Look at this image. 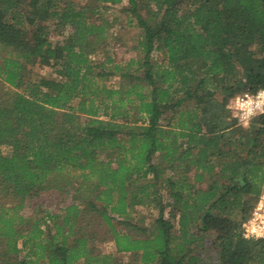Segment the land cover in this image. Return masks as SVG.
Listing matches in <instances>:
<instances>
[{
	"label": "trees",
	"instance_id": "16d2710c",
	"mask_svg": "<svg viewBox=\"0 0 264 264\" xmlns=\"http://www.w3.org/2000/svg\"><path fill=\"white\" fill-rule=\"evenodd\" d=\"M124 2L141 75L112 89L118 66L93 61L109 22L93 17ZM34 61L56 79L25 80ZM235 87L264 89V0H0V264H264V240L240 234L264 177V115L237 125L216 96ZM150 202L156 219L131 223ZM87 213L113 254L89 247Z\"/></svg>",
	"mask_w": 264,
	"mask_h": 264
},
{
	"label": "rangeland",
	"instance_id": "374dc122",
	"mask_svg": "<svg viewBox=\"0 0 264 264\" xmlns=\"http://www.w3.org/2000/svg\"><path fill=\"white\" fill-rule=\"evenodd\" d=\"M87 0H79V2L85 4ZM141 3H146L148 0H139ZM101 9H98V14L94 15L93 21L97 19H105L109 22V27L105 32V40L102 42V46H100L99 50L94 56L93 61L104 62L106 59L110 58L111 63H103V69L110 71V68L113 65L118 66V71L115 72L113 76H111L107 80V86L112 89H117L120 84L121 78L119 75L121 73H129L136 76H140V61H141V51L139 48V43L142 40V30L127 24V15L122 13V8H126L127 4L124 2L122 6H103L100 5ZM103 7H107L106 9ZM93 8V7H91ZM146 12H142L143 14ZM67 31H64L61 35H56L55 33H51V42L55 44H59L64 38L67 37ZM258 56H256L257 59ZM162 60V57L154 52L152 54V61L155 63H159ZM99 70V69H98ZM97 70V71H98ZM23 76L25 80L29 81H38L39 79L50 80L56 79L55 70L49 68L39 67L37 62L27 64L24 67ZM238 87V83L236 84ZM234 88L232 92H222L221 89L217 90L216 96L219 99H224L226 104L229 99L233 97V95L237 94L240 91V88ZM78 103V100H74L72 102V106L75 107ZM193 107V104L190 103L187 106H184V110H190ZM183 109V108H182ZM82 120L84 117L81 118ZM119 121V120H118ZM168 121L164 122L166 125ZM2 152L4 149L1 150ZM151 179V177L149 178ZM161 191L163 187L158 186ZM161 193L166 194L165 190H162ZM70 194H72L70 192ZM162 194L163 202L165 199V195ZM51 201V200H50ZM51 205V202L48 203ZM165 205V204H164ZM97 206H100L97 203ZM232 211V212H231ZM53 213H58V210L55 208L52 210ZM231 212L230 214H228ZM158 209L153 202H150L148 206L136 207L134 211L130 214L129 221L133 224H137L140 226H146L151 224L157 217ZM227 213V217L229 220L237 221L239 219L240 209L229 210ZM84 220L87 224L91 223L86 230V237L89 239V247L94 250V253H104V254H113L115 251V247L113 241L111 239V235L109 233V229L99 219L97 214L87 213L84 215ZM175 231H177V222H175ZM121 231H124L123 227L120 228ZM177 234V233H176ZM215 235L213 233L207 234L204 236V240L202 241V248L204 249V253H207L206 244L208 241L215 242ZM19 242V246H20ZM21 248V247H20ZM215 249L208 248V253L213 255ZM24 251H22L21 255H24ZM122 262H134L135 258L132 254H126L120 256Z\"/></svg>",
	"mask_w": 264,
	"mask_h": 264
},
{
	"label": "built area",
	"instance_id": "2783aa9c",
	"mask_svg": "<svg viewBox=\"0 0 264 264\" xmlns=\"http://www.w3.org/2000/svg\"><path fill=\"white\" fill-rule=\"evenodd\" d=\"M260 90L264 89H259L255 92H243L236 95L228 102L227 109L230 116L236 120L237 125L241 127H247L252 120L261 115H264V111H260L255 107L256 96ZM237 98H240L244 102H246L248 98L253 99V104L251 105V107L253 108L254 114L248 118L246 126L241 119V117H243L244 115V110L238 109L234 106V102ZM261 218H264V177L260 183L259 192L257 196L254 197L248 214L241 223L240 234L243 239L252 241L264 240V219Z\"/></svg>",
	"mask_w": 264,
	"mask_h": 264
},
{
	"label": "clouds",
	"instance_id": "9594fccd",
	"mask_svg": "<svg viewBox=\"0 0 264 264\" xmlns=\"http://www.w3.org/2000/svg\"><path fill=\"white\" fill-rule=\"evenodd\" d=\"M252 104H253L252 98H248L246 102L242 101L240 98H237L234 102V106L236 108L244 110V115L243 117H241V119L245 123V126H246L248 118L254 114L253 108L251 107ZM255 107L256 109L260 111H264V90H260L257 93ZM261 219H264V218H261ZM252 230H255V229H252Z\"/></svg>",
	"mask_w": 264,
	"mask_h": 264
}]
</instances>
